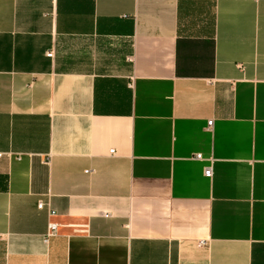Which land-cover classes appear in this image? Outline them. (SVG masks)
<instances>
[{
	"label": "crops",
	"instance_id": "crops-1",
	"mask_svg": "<svg viewBox=\"0 0 264 264\" xmlns=\"http://www.w3.org/2000/svg\"><path fill=\"white\" fill-rule=\"evenodd\" d=\"M0 153V264H264V0H0Z\"/></svg>",
	"mask_w": 264,
	"mask_h": 264
},
{
	"label": "built area",
	"instance_id": "built-area-1",
	"mask_svg": "<svg viewBox=\"0 0 264 264\" xmlns=\"http://www.w3.org/2000/svg\"><path fill=\"white\" fill-rule=\"evenodd\" d=\"M48 56H53V51H49L47 53ZM213 127H214V119H210L207 123V130H210V131H213ZM115 151L114 149H111L110 150V153L113 154ZM0 156H3V153H0ZM20 158V157H19ZM194 159H198L201 160L203 159V156L201 153H196L194 156H193ZM212 163L210 165H207L205 168H204V175L206 177H209L211 178L213 176V160L211 161ZM44 206V203L41 202L39 204V207H43ZM51 213H54V211L52 210ZM58 224L55 223V222H49V225H48V230H47V233L45 234L46 237H44V241L47 243L49 241V238L52 237L53 235H56L57 232H58Z\"/></svg>",
	"mask_w": 264,
	"mask_h": 264
}]
</instances>
